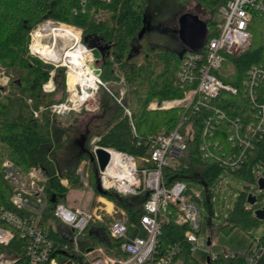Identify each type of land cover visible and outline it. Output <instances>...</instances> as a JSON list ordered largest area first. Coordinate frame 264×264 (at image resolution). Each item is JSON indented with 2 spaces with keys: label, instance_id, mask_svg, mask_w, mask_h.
Returning a JSON list of instances; mask_svg holds the SVG:
<instances>
[{
  "label": "trees",
  "instance_id": "trees-1",
  "mask_svg": "<svg viewBox=\"0 0 264 264\" xmlns=\"http://www.w3.org/2000/svg\"><path fill=\"white\" fill-rule=\"evenodd\" d=\"M174 1L180 5L188 2ZM196 1L204 13L209 15L205 21L208 27L207 39L218 37L224 23L219 9L226 0ZM150 4V0H113L111 3L90 0L87 10L82 13L80 0H0V65L14 78L9 86L10 93L2 95L0 91V205L12 209L13 188L2 173L4 156L23 172H29L35 167L42 170L44 184L50 196L44 215L45 223L53 217L52 211L56 203L65 202L70 190L83 187L78 174L82 165L89 174V186L94 195L106 198L117 209L124 211L133 234L148 195L123 197L114 191L100 193L99 170L93 159V149L98 146L125 152L136 158L140 169L152 168V162L144 161L151 157L152 139L162 132L169 133L176 129L186 116L181 131L187 148L174 165L163 170L166 185L170 187L182 181L187 184L189 193L192 190L200 191L203 197L201 204L213 215L212 201L218 188L226 186L228 191L235 194V189L225 182L227 178L248 182L235 204L230 206L227 223L221 228V232L229 234L236 228H241L251 234V230L261 222L255 217L254 211L264 206L261 197L258 198V205H248L250 193L256 191L250 187L251 184H256L258 176L253 170L259 164L264 165V136L254 140L253 149L246 150L233 148L229 136L232 125L237 120L244 128L253 121L254 110L244 82L251 67L264 65V14L254 13L252 17L249 29L253 40L250 49L226 56L222 68L215 72L225 84L236 88V93L222 90L216 97L204 101L198 95L189 109L180 106L150 110L149 105L154 100L160 103L181 100L186 92L196 89L199 68L205 61L204 56L198 61L193 81H181L179 74L187 52L182 43L177 48L152 46L148 34L150 30L142 34L148 28L147 22H151L148 20ZM97 15H106V18L99 20ZM49 20L81 29L83 44L91 50H102V57L95 60L102 80L112 81L118 66L128 84V91L121 102H118V94L112 92V87L99 88L98 95L101 90L104 91V97H110L114 105L105 124L92 126L90 132L82 135L80 153L72 167L62 165L60 150L65 145L64 137L73 129L75 122L63 123L60 119L65 115L52 112L54 104L65 102L68 98L64 69L58 70L53 78L55 90L45 93L43 86L50 81L54 66L30 53L32 31L40 23ZM65 25L63 26L73 30ZM73 35L78 40L74 33ZM33 46L34 43L32 49ZM204 51L205 48L203 53ZM261 91L264 93V81ZM102 107L105 106L101 102ZM41 108L44 110L41 111ZM126 109H129L131 116L126 114ZM82 113L73 111L66 115L73 114L75 120L80 116L77 114ZM221 114L224 118H220ZM207 125L213 133L211 137L206 136L213 155L210 157H206L202 150L205 139L203 130ZM96 138L98 140L93 143ZM216 143L219 145L216 146ZM228 155L238 162L235 169L227 163ZM222 156H225L222 158L225 163L217 159ZM58 171L60 176L68 180L67 187L60 183ZM197 184L202 188L198 189ZM53 197L56 198L55 203L51 202ZM172 208L176 216V208ZM120 217V214L107 216L106 222L110 223ZM95 226L100 232H104L106 239L87 233L83 240L95 246L119 244L108 236L106 224ZM186 230V225H177L172 220L163 225L162 235L159 237V248L162 251L170 245H179L186 264H250V250L254 242L264 243V235L259 239L253 238L244 253H234L228 257L224 253L217 254L215 259L209 256V261L202 263L194 257L192 246L185 239ZM51 233L56 237L55 231ZM261 259H264V255L257 261Z\"/></svg>",
  "mask_w": 264,
  "mask_h": 264
},
{
  "label": "built area",
  "instance_id": "built-area-1",
  "mask_svg": "<svg viewBox=\"0 0 264 264\" xmlns=\"http://www.w3.org/2000/svg\"><path fill=\"white\" fill-rule=\"evenodd\" d=\"M89 1L80 0L82 13L87 10ZM103 1L111 3L113 0ZM219 13L224 17L219 36L210 40L207 36L203 47L187 50L183 59L179 78L183 82H191L198 61L203 56L205 58L199 68L197 88L186 92L181 100L163 103L154 100L149 105L150 110L180 106L189 109L198 95L204 101L216 97L222 90L236 93V88L225 84L215 72L222 68L226 56L237 55L250 49L253 40L249 29L250 23L254 13L264 14V0H226V3L220 7ZM47 22L52 25H65L51 20ZM70 48L73 49L74 46ZM85 48L92 51L86 46ZM66 54L67 52L64 54L65 61L61 59L59 62L68 69L66 77L68 98L65 102L52 106L53 114L63 116L83 109L97 110L100 106L94 105L93 102H96L99 88L103 86L100 75L84 67V72L72 87L70 75L76 69L74 66L71 67L68 59L66 61ZM91 55L93 56V53ZM263 81L264 65L251 67L244 87L254 110V117L245 128L242 124L239 125L238 120L232 125L229 140L233 148L253 149L254 140L264 136V93L261 91ZM44 90L48 93L55 90L52 79L44 85ZM126 114L131 116L129 109H126ZM220 118L224 116L221 114ZM185 122L186 116L182 118L176 129L169 133L162 132L152 139L151 157L144 160L146 163L152 162L154 164L152 168L140 169L134 156L107 148L105 149L110 154V164L103 171L99 170L97 164L99 184L104 191H114L123 197L148 195L143 204L139 224L133 234L126 222V213L116 210L115 207L109 209L104 201H99L102 197H99L98 205L89 210L68 206L65 202L56 203L52 211L53 217L45 223L44 215L50 203V196L44 184L45 177L42 170L35 167L29 172H23L13 162L5 160L2 164V173L12 185L13 193L12 209L0 205L2 223L0 224V264H186L179 245H170L163 251L159 248L163 225L172 220L177 225L187 226L185 239L191 244L193 252L202 246L200 233L204 215L201 208L203 201L201 192L192 190V193H189L187 184L182 181L169 187L166 185L163 173L165 168L174 165L183 156L187 148L181 131ZM212 134L211 128L207 125L203 130L205 139L202 144L206 157L213 156L209 149L210 142L206 139V136L211 137ZM96 140L98 139L96 138L93 143ZM218 145L216 143V146ZM98 148V146L94 147V156ZM224 157L216 158L225 163L222 159ZM227 163L232 169L238 166V162L234 161L231 155H228ZM262 168L264 165L259 164L253 170L258 176L256 191L250 194L257 198L256 205L259 204L257 191H262L259 189V180L264 178ZM78 174L81 182L86 187H90L89 174L83 167L79 169ZM63 184L68 186V180L65 179ZM31 200H37L40 207L34 209L30 205ZM248 205L251 207L249 203ZM172 206L176 208V216ZM262 208L264 206L258 209ZM114 214H120L121 217L107 223L106 217H114ZM96 224H106L108 236L117 240L119 244L95 246L83 240L87 233L93 237L106 239V235L103 231L100 232ZM92 225L94 226L91 227ZM51 231H55L56 237ZM224 254L226 257L234 255L228 252ZM263 255L264 243L254 242L250 250V264L257 262ZM210 256L215 259L217 254L210 253Z\"/></svg>",
  "mask_w": 264,
  "mask_h": 264
},
{
  "label": "rangeland",
  "instance_id": "rangeland-1",
  "mask_svg": "<svg viewBox=\"0 0 264 264\" xmlns=\"http://www.w3.org/2000/svg\"><path fill=\"white\" fill-rule=\"evenodd\" d=\"M150 8L148 11V20L152 22V25L155 26L153 30L148 32L149 41L152 46L157 45H165L171 48H177L180 45L181 41L178 36L179 30V17L185 13H192L194 15L199 16L202 20L206 21L209 17L208 14L204 13L203 8L196 0H188L185 4H178L174 0H150ZM97 19L101 20L106 18V15H97ZM49 22L44 21L40 23L31 34V44H30V53L40 59H42L45 63L54 66V69L51 71V79L54 84L53 78L57 75V71L64 69L65 75L67 77V67L62 65L59 61L50 62L44 59L38 52L37 48L40 44L50 46L54 52H57L60 55H64L68 47L66 45L73 43V39L64 34H56L57 38L53 36H43L40 37L38 34L40 29ZM53 26H62L59 24H54ZM67 26V25H65ZM72 28V32L80 38L81 45L83 31L79 28L68 26ZM69 33V32H68ZM71 36L75 37L73 34L69 33ZM46 35V34H45ZM35 38V42H34ZM76 38V37H75ZM57 39V40H56ZM78 41V40H77ZM34 43L33 49L32 45ZM84 45V44H83ZM53 46V47H52ZM85 46V45H84ZM64 53V54H63ZM95 68L99 69L96 67ZM117 66L116 74H114V78L107 79V81L102 80L103 86L106 89H111L112 92L116 95L118 94L117 100L122 101L126 92L128 91V84L125 80L123 72H121ZM100 75V74H99ZM65 77V82L67 78ZM13 75L8 74L5 67L0 65V91L2 95H6L10 93V83L13 81ZM50 79V80H51ZM62 80V77L60 78ZM48 84V83H47ZM55 85V84H54ZM109 87V88H108ZM43 91L44 86H43ZM118 92V93H117ZM48 93V92H45ZM105 92L100 91L99 95H96V102L93 104H99L100 108L95 111L81 110L79 112H83L82 114L73 119V114L62 117L60 119L63 123H68L71 121L74 123V127L71 131L68 132L67 136L64 137L65 145L62 150H60L61 162L62 165L71 166L77 162V157L80 153V139L82 135L86 134L87 131L90 132V127L95 126L97 124H105L107 122L109 113L111 112V108L114 105V101L110 99V97H104ZM102 105L105 107L101 108ZM119 102V101H118ZM93 105V106H94ZM44 108H41V111ZM78 112V113H79ZM76 115V114H75ZM190 132V131H189ZM8 160L5 156L3 157V162ZM82 167V165H81ZM264 172V168L261 169ZM57 176H60L59 171L57 172ZM60 183L64 185L65 178L60 176ZM63 181V182H62ZM225 182L229 184L232 188L235 189V194L232 191H228V187L218 188L216 194L214 195V199L212 201L213 204V215L209 214L206 208L202 205V212L204 218L202 220L201 233L200 238L202 241V246L200 249L194 250V257L198 259L202 263L207 262V258L211 254H222V253H244L248 250L253 238L259 239L264 235V221H261L258 226L251 230V234L242 230L241 228H236L233 232L229 234H225L221 232V228L226 225L227 218L230 212V206H233L238 199L240 192L249 184L248 182L238 179H226ZM83 184V183H82ZM198 189H201V185H196ZM252 189H255V185H250ZM232 190V189H231ZM259 197H261V203L264 204V190L257 191ZM130 198V197H129ZM99 197L94 195V192L91 188L86 187L83 184V187L80 189L70 190L66 196L65 203L68 206L79 207L81 209L89 210L91 207H96L98 205ZM132 200V199H131ZM30 205L37 209L40 207L37 200H31ZM116 208V207H115ZM116 210H119L116 208ZM115 216L117 214H114ZM208 240L211 241V244L208 245ZM254 264H264V259L255 262Z\"/></svg>",
  "mask_w": 264,
  "mask_h": 264
},
{
  "label": "water",
  "instance_id": "water-1",
  "mask_svg": "<svg viewBox=\"0 0 264 264\" xmlns=\"http://www.w3.org/2000/svg\"><path fill=\"white\" fill-rule=\"evenodd\" d=\"M178 23H179L178 36L181 43L186 48V50H197L205 45L206 38L208 36V27H207V23L204 20H202L199 16L194 15L192 13H185L179 17ZM149 28L150 27H148L147 29L145 28L142 31V34L146 32V30L149 31ZM92 52L95 57V60H99L102 57V50L98 48H94ZM44 59L53 62L52 59L46 57ZM94 72L97 75L100 74V70L96 69L95 67H94ZM93 159L97 162L99 166V170L101 171L106 169V167L110 164V160H111L109 152L102 147H99L96 150ZM98 189L100 193L105 192L101 188L100 184L98 185ZM259 189L264 190V178H261L259 180ZM51 202L55 203L56 198L53 197L51 199ZM248 203L251 206L256 205L257 198L250 194L248 197ZM255 217L261 221H264V208L256 210ZM210 243L211 242L209 241L208 245H210ZM207 261H209V258L207 259Z\"/></svg>",
  "mask_w": 264,
  "mask_h": 264
},
{
  "label": "bare ground",
  "instance_id": "bare-ground-1",
  "mask_svg": "<svg viewBox=\"0 0 264 264\" xmlns=\"http://www.w3.org/2000/svg\"><path fill=\"white\" fill-rule=\"evenodd\" d=\"M64 29L68 30L70 33L73 34L71 29H68L64 26L56 27L53 25L43 26L40 29L38 34L40 35V37L53 36V37L57 38L56 34L60 33V34L67 35L73 39L72 40L73 43L66 45L68 47V50H66L67 54L65 55L66 61L68 59L71 63V67L74 66L76 69V71L70 75L71 76L70 77V82H71L70 85L73 87L74 86L73 84L79 80L82 73L84 72V70H83L84 67H86L90 72L94 71L95 57H94V55L93 56L91 55L93 53L92 51L87 50L84 45L80 44V38H78V41H77V39L75 37L71 36ZM73 46H74L73 49L70 48ZM37 52L44 58L46 57V58L52 59L54 61H60L61 59H62V61L63 60L65 61L64 55H60L61 53L58 54L57 52H54V50L50 46H47V45L45 46V45L40 44L37 48Z\"/></svg>",
  "mask_w": 264,
  "mask_h": 264
},
{
  "label": "crops",
  "instance_id": "crops-1",
  "mask_svg": "<svg viewBox=\"0 0 264 264\" xmlns=\"http://www.w3.org/2000/svg\"><path fill=\"white\" fill-rule=\"evenodd\" d=\"M179 21V20H178ZM183 45V44H182ZM89 188H91V187H89ZM92 189V188H91ZM100 199V198H99ZM99 201H104V203H106L107 204V207L109 208V209H111V208H114L115 207V205H114V203L113 202H111V201H109V200H107L106 198H104V197H102ZM72 206V205H71ZM72 207H74V206H72ZM210 240H208V242H209ZM211 242V241H210ZM211 244V243H210ZM208 259V258H207Z\"/></svg>",
  "mask_w": 264,
  "mask_h": 264
},
{
  "label": "flooded vegetation",
  "instance_id": "flooded-vegetation-1",
  "mask_svg": "<svg viewBox=\"0 0 264 264\" xmlns=\"http://www.w3.org/2000/svg\"><path fill=\"white\" fill-rule=\"evenodd\" d=\"M147 26L150 27V29H149L150 31L153 30V29L155 28L154 25L151 26V22H147Z\"/></svg>",
  "mask_w": 264,
  "mask_h": 264
}]
</instances>
